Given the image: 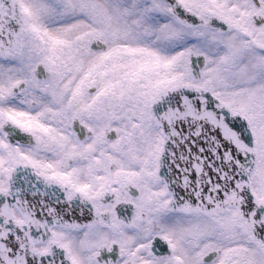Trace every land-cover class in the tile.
<instances>
[{
  "label": "snow or ice",
  "instance_id": "6c2138e0",
  "mask_svg": "<svg viewBox=\"0 0 264 264\" xmlns=\"http://www.w3.org/2000/svg\"><path fill=\"white\" fill-rule=\"evenodd\" d=\"M0 264H264V0H0Z\"/></svg>",
  "mask_w": 264,
  "mask_h": 264
}]
</instances>
